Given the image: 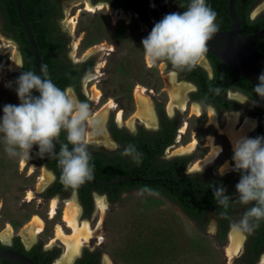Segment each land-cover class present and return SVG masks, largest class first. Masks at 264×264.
<instances>
[{"label":"rangeland","instance_id":"rangeland-1","mask_svg":"<svg viewBox=\"0 0 264 264\" xmlns=\"http://www.w3.org/2000/svg\"><path fill=\"white\" fill-rule=\"evenodd\" d=\"M57 1L60 5L62 16L57 18L55 21L58 25L59 32H66L69 37L67 53L65 54V58L67 60L73 63L85 62L88 58L93 57L96 64L99 53L94 46L101 43H107L110 47L107 51H105L107 54L105 55L106 63L102 68V73H100L99 78L96 79L98 80L97 85L103 92L101 102L105 101L108 97H112L117 104L124 109V119H126L136 108V101L134 97L135 86L140 83L149 88L150 91H153V93H151V98L156 122L152 124L151 127H146V125L141 121H137L135 122V126L130 127L123 124H117L114 116L113 121L118 127H126L131 132L136 133L141 125L143 128L153 132L158 128L159 115L157 109L159 106H162L168 117H179L181 122H188L187 129L189 133L186 134L187 137L185 139H188L189 135H192L193 137H196L198 141V147L194 154L200 156L202 153L207 151L208 147L205 146V140L209 133H214V135L216 134L215 136H218L216 137L218 139L217 142L220 141L219 143L223 146V152L216 164L209 166L204 170L193 172L188 171L189 166L187 164V173L189 172L190 174H193L197 172H209L212 175L226 178L234 172L229 169L225 170L223 175L220 174L219 169L221 163L226 158L230 157V159H232L233 153L227 138L223 135H218V131L213 125H208L210 110H213L218 121L221 123L220 125L226 124V115L228 112L218 114L213 106L207 105L204 109L200 105V115H191V111L189 109L187 112H181L179 109H176L173 114L169 115L167 113L166 104L168 101V94L167 91L164 90L166 83L165 73L172 68L168 67L166 61H164L163 68L160 64L161 61L153 67L148 65L144 55L142 40L148 36L152 29L144 21H142L138 15H135V13L131 10H124L123 8L117 7L116 9H120L125 13L123 14L122 19L120 18L114 22L113 17L108 13L106 8L98 12H89L83 9V4L73 6L74 1L83 0ZM89 1L94 3L92 0ZM101 1L103 0L98 2ZM107 4L113 7L110 3ZM79 9L82 10L79 11ZM259 10H264V7H260ZM69 12L72 14L74 13V15H78L75 35L78 37L82 36L79 44L80 48L77 50V55L79 57L78 61H74L75 59L70 56L72 52V44L75 39L72 34L67 32L68 30L64 22V19H66ZM99 17L101 18L100 21L104 24L109 22L111 25H114L119 21H122L124 24H134L138 28L137 32L134 34L130 42L119 43L118 47H116V43L113 41V30H107L106 33L102 35L104 38L94 43V45L89 46L91 49L89 50L87 57H83L84 51L89 48H86V45L88 44L85 42L81 43L83 37L85 36L83 28L85 29L98 23ZM80 20L82 24H79ZM3 39L8 42V46H4ZM15 50L17 51L20 62L18 69L13 70L9 68V65L14 61ZM204 57L206 61L200 60L197 65L203 67L205 70L207 69V72L209 73L211 72L209 61L206 56ZM202 61L204 62L202 63ZM205 64L208 66L205 67ZM22 65L23 57L19 45L17 41L12 38V36L4 33L3 20L0 16V116L3 115L4 105L20 103L15 91V80L10 74L19 73ZM176 72L177 79L179 81H185L180 78L178 71ZM84 79L85 77L81 80L82 83L84 82ZM83 85V95L91 101L88 94L84 93ZM195 90L196 87L194 86L192 90L187 92L186 96L188 99L187 101L189 102L188 104L196 102L190 97L191 93ZM72 91L79 99L74 90ZM240 96L243 98L238 99L235 93L231 94V98L238 99L243 111L231 113H237L240 120L246 116L252 117L247 113V110H252L254 103L249 98L241 94ZM91 103V107L93 108L94 104L92 101ZM113 115L114 113H109L102 125L104 133L103 139L107 141V144H103L98 141V138L92 137L88 146L102 148L108 152H113L117 149V144L111 136L108 128V123ZM257 123L258 122H256V125L251 129L249 133L250 137H252L253 132L257 127ZM240 127L241 125L238 126V128ZM182 143H185L184 140ZM169 154L170 153L165 150L162 159L191 155ZM21 159L22 158L20 157H9L5 152L3 140L0 139V231L5 228L7 222H10L11 224L15 222L17 223L16 225L12 224L14 231L13 236L18 235L23 241V236L20 232L25 223L31 219L32 215L37 213L44 219L45 225L44 231L40 234V236H38L36 241L41 240L45 242L49 236H53L52 233L54 232L53 229L55 228L56 223H63L61 222V219L58 218V214H56L53 219H49V215L46 212L48 203L46 202L45 195L48 188H50L53 183L54 174L50 170L53 174L52 180L49 181L45 187L40 189V191L36 192V197L28 202L26 201L27 190L33 189L34 191H37V179L41 177L40 175L42 173V169H49L46 165L42 163L38 164L36 162L37 152L34 147L32 148V152L30 158L27 160L26 166L21 167ZM30 165L35 166V172L32 174H29ZM238 195V193L235 194V199L238 198ZM68 198L70 199L71 196ZM105 200L107 199L105 198ZM107 203L108 209L103 216L101 229L97 233V235H99L97 236V238H99L97 241H101V244L98 245L99 250H101V264L105 262L106 256L111 259L112 264H230L225 256V246L227 243L221 242L218 238L217 219L215 216L217 212H209L210 216L208 217L206 229L202 230L198 227L194 220L188 218L184 212L174 203L170 202V200L151 192L143 193L134 191L122 195V200L119 203H110L108 200ZM61 206L63 213L65 203L61 202L59 207ZM247 208L248 207L246 205H238V209L235 213L237 215L235 220L236 222L240 220ZM97 215L100 217L99 214ZM80 218L87 219L82 216H80ZM88 220H92V218ZM234 225L235 223L230 227L229 232L233 227H235ZM66 231H68V229H66ZM240 232L244 235L243 250L238 257L232 260L231 264H245L242 263L240 259L245 251V241L248 234L246 231ZM100 237H102V240ZM10 240L11 239H9L8 242H10ZM0 242L4 244L3 241L0 240ZM24 244L28 247L31 246L25 242ZM59 244L61 243L58 242L51 248H59L58 246H60L62 254V244ZM89 247L92 248L93 246ZM77 258L78 256L74 261H76Z\"/></svg>","mask_w":264,"mask_h":264},{"label":"trees","instance_id":"trees-1","mask_svg":"<svg viewBox=\"0 0 264 264\" xmlns=\"http://www.w3.org/2000/svg\"><path fill=\"white\" fill-rule=\"evenodd\" d=\"M92 1L96 3L100 0ZM103 1H107L113 7L130 10L122 0ZM188 1L190 0H174L176 4L180 7L182 5L184 9L187 8L186 4ZM22 4L34 33L42 58L43 70L46 72L47 77L61 89H66L67 86L71 85L77 92L80 101L89 105L88 99L85 98L81 91V80L84 74L93 71L95 59L90 57L85 62L73 63L65 58L69 37L66 32H59L55 21L62 16L58 1L22 0ZM206 4L217 13L220 10L219 6L216 5L217 0H206ZM0 16L3 20L4 33L12 36L17 41L23 57V65L19 73L10 74L16 81L18 76L25 70L36 72V61L13 0H0ZM100 19L99 17L98 23L88 28H83L85 36L81 43L85 42L88 44L86 48L104 38L102 35L110 29L113 30V41L118 47L119 43L130 42L138 29L134 24H124L122 21L114 25L109 22L104 24ZM141 20L144 21L143 18ZM216 23L219 28L225 29L228 27L229 21L227 23L224 22L221 26L219 21H216ZM79 24H82L81 20ZM255 25L254 21H246L245 27L250 28L255 27ZM256 47L264 53V44H257ZM205 56L212 67L211 77L207 70L197 64L191 69H174L178 71L181 79L191 80L196 83L198 91L195 94L192 93L191 98L198 97L202 99L204 104L212 102L220 108L219 111L222 113L230 108L242 109L238 100L226 97L229 89L242 91L254 101L251 113L258 116L259 119V125L255 128L253 135L255 134V137L264 136V99H261L253 92L255 85L242 76L236 78V72L212 54L207 52ZM167 64L168 67L172 68L169 62ZM33 94L35 95V91ZM157 111L160 118V127L153 132L140 125L138 131L133 133L126 127H118L113 121V117L110 119L108 128L117 142V149L113 152H108L102 148L88 146V151L92 157L90 163L94 166L92 179L104 181L122 175L129 177L138 176L141 179H121L108 184H96L86 181L77 186L82 190V194H80L82 203L91 210V196L89 197L88 195L93 189L107 193L110 203H119L124 191L139 189L143 193L151 192L176 203L202 230L206 229L208 217L210 216L209 212L214 209L217 211L215 216L217 219L218 238L221 242H226L229 229L236 222L237 215L235 213L240 203L230 201L228 207L220 206L215 201L212 189L222 185L227 190L226 194L232 198V195L237 192L235 186L239 182L240 173L234 171L226 178L212 175L209 172L184 175L182 170L189 157L176 156L162 159L165 148L173 142L177 123L175 119H171L166 115L162 106H159ZM61 142L67 143L66 133L63 131L59 142L56 144L57 152L60 149ZM130 145L134 146L136 153L140 154L139 163H135L133 159L136 153L122 155L124 150ZM33 147L37 152L36 162L38 164H46L57 175L56 180L49 188L47 196L58 191L57 189H60L63 194H69L73 187L65 186L61 182V168L53 157L47 155L42 157L38 154V147L35 145ZM71 147L69 144L70 149ZM232 200L235 201L233 198ZM246 206L251 207L252 205ZM12 224L16 225L17 223L13 222ZM14 241L16 249L28 253L24 249L18 235L14 236ZM0 245L3 244L0 242ZM263 249L264 220H261L254 230L248 232V238L245 241V251L240 260L245 264H256L258 255ZM58 253L59 250L49 252L47 261L42 263L40 261L42 255L38 252L37 246L31 252L32 256L42 264H50V260L56 257ZM100 256L101 250L99 249L93 252H86L85 257L79 259L77 264H99ZM0 264L13 263L0 258Z\"/></svg>","mask_w":264,"mask_h":264},{"label":"clouds","instance_id":"clouds-1","mask_svg":"<svg viewBox=\"0 0 264 264\" xmlns=\"http://www.w3.org/2000/svg\"><path fill=\"white\" fill-rule=\"evenodd\" d=\"M216 18L217 13L206 0H190L182 13L164 15L142 40L149 66L166 61L176 70L194 67L208 52L207 42L219 30ZM258 81L253 92L264 99V72L258 76ZM15 84L20 103L4 105L0 116V139L7 155L29 159L35 145L40 156L57 159L60 179L65 186L77 187L91 180L94 166L90 163L92 157L88 145L95 120L89 105L80 101L71 90L56 86L44 70L42 76L25 70ZM34 91L39 95H34ZM62 131L66 133L67 143L61 142L57 152L56 144ZM232 148L230 170L240 173L235 186L238 198L233 201L222 185L213 187V196L216 203L225 208L230 201L251 204L234 225L240 231L251 232L264 220V136H240L233 140ZM133 153H136L135 147L130 145L122 155ZM139 155L136 153L133 157L135 163L140 162ZM228 168L227 162L221 165L220 174Z\"/></svg>","mask_w":264,"mask_h":264},{"label":"bare ground","instance_id":"bare-ground-1","mask_svg":"<svg viewBox=\"0 0 264 264\" xmlns=\"http://www.w3.org/2000/svg\"><path fill=\"white\" fill-rule=\"evenodd\" d=\"M80 4L84 5L85 10L89 12H98L104 8L108 10V13L113 17V21L116 22L118 19H122L124 11L120 9H116L111 7L104 1L92 3L89 0L83 1H74L73 6H79ZM264 6V3H263ZM119 8V7H118ZM82 9H79V11ZM258 10L255 11V13ZM131 14V13H130ZM136 15V14H135ZM65 18V16H64ZM77 18L78 15H74V13H68L64 22L67 27V32L73 35L74 41L72 44V52L70 56L75 61H78L77 50L79 49V44L81 41L82 36L78 37L75 35L76 25H77ZM125 19V18H124ZM130 19V17H129ZM62 24V23H61ZM148 29V28H147ZM4 46H8V42L3 39ZM94 48L98 51V59L95 64V70L92 72L91 75L87 79L84 80V89L85 91L91 96L93 101V108L91 107V113L95 120V126L90 129L89 141L92 137L98 138V141L107 144V141L103 139L104 133L102 130V125L104 124L107 115L109 113H114L115 118H117V124L126 125L133 127L135 126V122L141 121L147 127H151L152 124L156 122V116L153 110L152 105V98L151 93L153 91L147 88L145 85L138 83L134 89V97L136 101V108L132 111V113L124 119L123 115L124 109L121 108L117 102L112 98L108 97L104 102H101V95H103L102 90L97 85L96 79L99 78L100 73H102V68L105 66V55L108 50L109 45L107 43H101L94 46ZM91 48L89 47L83 53V57H87V54ZM93 50V49H92ZM94 51V50H93ZM204 58V59H203ZM201 60H205L203 57ZM13 63L9 65L10 69H18L19 66V56L17 55V51L14 52V59ZM202 61V63L204 62ZM148 63V62H147ZM199 63V62H198ZM201 63V64H202ZM161 67L163 68L164 61L160 62ZM149 65V64H148ZM208 65L205 64V67ZM166 83L164 86V90L167 91L168 94V101H167V113L173 114L176 109L180 111H187L188 109L194 115L201 114V108L198 103H191L188 104L187 99V92L193 89L194 85L189 83L188 81H179L177 79V72L175 70L170 69L165 73ZM95 78V79H94ZM91 83V84H90ZM91 86V87H89ZM71 90V89H69ZM72 91V90H71ZM238 99L243 97L240 94L235 93ZM226 124L220 125L221 123L218 121L215 113L213 110H210L208 125H213L217 129L218 135H223L227 138L231 151L233 153L232 142L236 138L240 136H249L251 129L256 125V119L246 116L242 120H240L237 113H229L226 115ZM241 125L240 128L238 126ZM186 124H184L182 130H180L181 134L185 132ZM216 135V134H215ZM214 133H209L206 136L205 146L208 147V150L201 156L198 160L194 162L191 166V171H201L209 166H213L216 164L217 160L221 156L223 152V146L221 143L217 142L218 136H215ZM197 138L193 137L192 141L188 144H182L181 139L180 143L174 146L173 152L169 150L171 155H184V154H192L197 150ZM32 149L29 153V158L31 155ZM26 158L21 159V167L27 165ZM228 163L229 168L226 170L231 169L233 164L232 159L226 158L221 165ZM30 163V162H29ZM220 165V166H221ZM35 169L34 165H30L29 167V174H32ZM41 177L37 179V191L33 189H28L26 192V200H32L36 197V192L40 191L49 181L52 180L53 176L50 170L46 168L42 169ZM59 205L58 198H52L49 204V210H51L49 217L52 219L55 217V212L57 206ZM96 213L100 214L99 223L97 226L92 225V220L88 219H81L80 218V208L77 204V201L74 197L68 199L67 203L65 204V208L63 210L62 221L65 223H56L54 236L48 246H52L53 244H57L61 242L63 245V251L61 256H59L56 264H63L68 263L71 264L77 256L81 253V250L97 235L98 231L101 229L103 216L108 209V203L103 196L96 198ZM45 221L44 219L37 213H34L30 220H28L24 227L21 230V234L23 236L24 242L26 244H32L36 241L38 236L44 231ZM68 229V231H66ZM14 235L13 227L10 222H7L5 228L0 231V240L4 243H8L9 239ZM99 238H97L98 240ZM102 240V237H100ZM243 242H244V235L236 228L233 227L230 232L228 233L227 244L225 246V256L228 259L229 263L231 264L232 260L238 257L243 250ZM101 244V241L98 242ZM105 264H112L111 259L106 256ZM259 264H264V256H262Z\"/></svg>","mask_w":264,"mask_h":264},{"label":"water","instance_id":"water-1","mask_svg":"<svg viewBox=\"0 0 264 264\" xmlns=\"http://www.w3.org/2000/svg\"><path fill=\"white\" fill-rule=\"evenodd\" d=\"M16 6L18 17L23 25L27 40L36 61V73L42 76L43 63L37 42L32 31L28 16L25 12L22 0H13ZM131 11L136 13L152 29L154 24L160 21L164 15L172 12H183L185 9L172 3L169 0H122ZM234 1L229 4L232 27L229 30L219 29L207 42L208 53L220 59L229 68L236 72V78L242 76L253 85L259 83L258 76L264 72V53L255 45V42L264 37V27L255 33L240 34L239 21L234 7ZM35 95H39L35 92ZM58 164L57 159L52 156ZM60 167V166H59ZM121 179H141L138 176H118L110 180L99 181L88 180L96 184L113 183ZM228 239V235H227ZM227 243V242H226ZM225 243V244H226ZM0 258L6 259L13 264H39L21 251H18L8 244L0 245Z\"/></svg>","mask_w":264,"mask_h":264},{"label":"flooded vegetation","instance_id":"flooded-vegetation-1","mask_svg":"<svg viewBox=\"0 0 264 264\" xmlns=\"http://www.w3.org/2000/svg\"><path fill=\"white\" fill-rule=\"evenodd\" d=\"M169 1H171L172 3H174V4H176L175 2H174V0H169ZM230 1L231 0H217V6H219V9L222 11H218V13H217V18H216V21H219V24H220V26H221V24L223 25V23L224 22H226L227 23V21H229V23H228V27L227 28H225V29H221V28H219V29H221V30H229L231 27H232V20H231V17H230V11H229V4H230ZM104 2H107V1H104ZM189 2L190 1H188L187 2V4H186V7H187V5L189 4ZM108 3V2H107ZM263 3H264V0H235L234 1V7H235V10H236V13H237V17H238V21H239V24H240V27H239V33L240 34H251V33H255V32H257L258 30H260V29H262L263 27H264V10H259L260 9V7H262L263 6ZM176 5H178V4H176ZM179 6V5H178ZM264 7V6H263ZM114 8H116V7H114ZM182 8V7H181ZM184 9V8H183ZM226 9V10H225ZM186 10V9H185ZM256 10H258L256 13H255V11ZM229 19V20H228ZM246 21H250V22H255V27H250V28H246L245 27V24H246ZM230 25V26H229ZM257 44H264V37H262V38H259L256 42H255V45H257ZM109 51H113V50H109ZM74 58V57H73ZM207 58V57H206ZM75 61V60H74ZM209 61V60H208ZM75 63H78V62H75ZM94 66H95V64H94ZM209 66H210V68H211V72H209V76L211 77L212 76V67H211V64H210V62H209ZM207 70V69H206ZM93 71H94V67H93ZM92 71V72H93ZM92 72H90V73H86V75L84 74L83 75V77H85V79H87L88 77H89V75H91L92 74ZM83 77H82V79H83ZM84 79V80H85ZM182 80H185V81H188V82H190V83H192L195 87H196V90L194 91V92H192L193 94H195V92H197L198 90H197V85H196V83L195 82H193V81H191V80H187V79H182ZM81 84L83 85L84 84V82L82 83L81 82ZM91 84V83H90ZM84 86V85H83ZM89 87H91V86H89ZM66 89H71V90H74V92L77 94V92L75 91V89L70 85V86H67L66 87ZM81 91H82V93H83V89L81 88ZM72 93H73V91H72ZM84 93H86V94H88L86 91H85V89H84ZM191 93V94H192ZM232 93H238V94H241V95H243V96H245V97H247V98H249L250 100H252L248 95H246L245 93H243L242 91H239V90H232V89H229L228 91H227V93H226V97L227 98H231V94ZM74 94V93H73ZM77 96H78V94H77ZM88 96L91 98V96L88 94ZM192 96V95H191ZM190 96V97H191ZM79 97V96H78ZM101 97H103V95H101ZM102 99V98H101ZM193 100H195L196 102H198L199 103V105H201V107H203L204 109H205V106H207V105H211V106H213V108L216 110V112L218 113V114H221L220 113V108L218 107V106H216L214 103H212V102H210V103H206V104H204L203 103V101H202V99H199L198 97H194V98H192ZM231 99H236V98H231ZM79 100H80V98H79ZM106 100V99H105ZM236 100H238V99H236ZM89 101V107H91V101H92V98H91V101L90 100H88ZM93 102V101H92ZM104 102V101H103ZM252 102L254 103V101L252 100ZM189 103V102H188ZM253 107H254V105H253ZM253 109V108H252ZM239 111H243L242 109H234V108H230V109H226L224 112H222V113H225V112H239ZM125 112V111H124ZM181 112H185V111H181ZM187 112V111H186ZM247 113L250 115V116H252L253 118H255L257 121L256 122H258L257 123V126L259 125V119H258V116H256V115H253L252 113H251V110H247ZM170 115V114H169ZM191 115H192V113H191ZM114 116L115 115H113L112 117L114 118ZM123 117H124V115H123ZM171 119H175L176 120V129H175V133H174V139H173V142L172 143H170V145H168L166 148H165V150H167V152L169 153V150H171L172 152H173V150H174V146H176V145H178L179 143H180V139H181V143H182V141L184 140V142L185 143H182V144H188L190 141H192V138H193V136L192 135H189V138L188 139H185L187 136H186V134L187 133H189V131H188V122H181V119H179V117L178 118H171ZM159 121H158V128L160 127V118L158 119ZM117 121V118H115V122ZM117 123V122H116ZM144 124V123H143ZM184 124H186V129H185V132L183 133V134H181V132H180V130H182V128H183V126H184ZM147 127V126H146ZM157 128V129H158ZM193 134V133H192ZM112 136V135H111ZM194 136H195V133H194ZM252 137L253 138H255V134L254 135H252ZM114 139V138H113ZM114 141L116 142V140L114 139ZM116 144H117V142H116ZM197 144H198V141H197ZM208 150V149H207ZM206 152V151H205ZM204 152V153H205ZM164 153H165V151H164ZM195 152H193L191 155H184V156H180V157H189V159H188V161L185 163V165H184V168H183V170H182V173L184 174V175H188V174H190L189 172H193V171H191L190 169L192 168L191 166L194 164V162L196 161V160H198L201 156H203V154L204 153H202L200 156H198V155H196V154H194ZM194 154V155H193ZM169 155H171V153L169 154ZM176 157V156H175ZM187 164H188V166H189V172L187 173L186 172V166H187ZM44 165H46V164H44ZM47 166V165H46ZM48 168V167H47ZM49 170H51L52 172H53V174H54V180H53V182L56 180V178H57V175H56V173L54 172V170L53 169H50V168H48ZM53 174H52V176H53ZM55 188V187H54ZM58 191H55V193H53L52 195H50V196H47V194H48V191H49V188H48V190H47V192H46V202L48 203V207L46 208V212H47V214L49 215V204H50V200H52V198L53 197H57L58 198V200H59V204L62 202V199L63 198H67V197H69V196H71V197H74V199L76 200V201H78V206H79V208H80V211H81V215L80 216H82L83 218H87V219H90V218H92V224L93 225H97L98 224V222H99V219H100V217L97 215V213H96V198L97 197H100V196H103L104 198H106L108 201H109V196H108V194L107 193H102V192H100V191H98L97 189H93L92 191H90V194L88 195L89 197L91 196V210L90 209H88V208H86L85 207V205L82 203V200H81V197H80V194H82V190H80V188L79 187H73V189L71 190V192L69 193V194H63L62 193V191H60V189H57ZM134 191H139V192H141L139 189H133L132 191H124L123 192V194L122 195H124V194H128V193H131V192H134ZM236 193H238V192H236ZM236 193H234L233 195H232V198L234 199V200H236L235 199V194ZM106 200V201H107ZM121 200H122V198H121ZM30 200H28V202H29ZM110 202V201H109ZM170 202H172V201H170ZM172 203H174V202H172ZM177 207H179L180 208V206H178L176 203H174ZM181 209V208H180ZM63 210H64V208H63ZM182 210V209H181ZM90 211V212H89ZM183 211V210H182ZM184 212V211H183ZM211 212H217L216 210H214V209H212L211 211H210V213ZM89 213V215H87ZM57 214H58V218L59 219H61V222H63L62 221V215H63V213H62V206L61 207H58V210H57ZM184 214L188 217V218H190L185 212H184ZM100 215V214H99ZM49 219H51L50 217H49ZM63 224H65L64 222H63ZM53 230H55V228L53 229ZM55 233V232H54ZM54 233H52L53 234V236H54ZM247 234H248V232H247ZM53 236L51 235V236H49L48 238H47V240H45V242L44 241H41V240H39V241H36L34 244H30L31 246L30 247H28V246H25V244H24V239H23V241L21 240V242H22V244H23V246H24V249L26 250V251H28V253H26V252H22V253H24L25 255H27V256H29L30 258H32L33 260H35L37 263H39V264H42L43 262H45V261H47V254L49 253V252H51V251H53V250H59V253L56 255V257H54L53 259H51L50 260V264H56L57 263V260H58V258H59V256H61V249H60V246H58L59 248H51L52 246H54V245H56V244H53L52 246H48V244L51 242V240L53 239ZM97 236H99V235H95V237L81 250L82 252H81V254H80V256H78V258H77V260L76 261H74V263L73 264H77V262H78V260L79 259H81V258H84L85 257V254H86V252H93V251H96V250H98L99 248V244H98V241H97ZM247 238H248V235H247ZM247 238H246V240H247ZM11 240H10V242H8V243H5V244H8V246H10V247H12V248H14V249H16L15 248V241H14V236L12 235V237L10 238ZM21 239V238H20ZM59 243H61V242H59ZM62 244V243H61ZM61 244H59V245H61ZM37 246V249H38V252L42 255V258H40V261L42 262V263H40L38 260H36L33 256H32V254H31V252H32V250L35 248ZM62 246V248H63V245H61ZM89 246H93L92 248H90ZM16 250H18V249H16ZM18 251H20V250H18ZM49 255V254H48ZM262 256H264V249H263V251H261L260 253H259V255H258V260H257V262L259 263L260 262V260H261V258H262ZM101 259H102V257L100 256V260H99V264H101ZM71 263V264H72ZM257 263V264H258ZM63 264H68V263H63ZM102 264H105V263H102Z\"/></svg>","mask_w":264,"mask_h":264},{"label":"built area","instance_id":"built-area-1","mask_svg":"<svg viewBox=\"0 0 264 264\" xmlns=\"http://www.w3.org/2000/svg\"><path fill=\"white\" fill-rule=\"evenodd\" d=\"M135 14H136V13H135ZM136 15H137V14H136ZM68 199H69L68 197H67V198H63V199H62V202L66 204L67 201H68ZM28 200H29V199H27L26 201H28ZM30 201H31V200H30ZM59 205H60V204H59ZM59 205L57 206L56 212H55V214H54L55 216H56V214H57V210H58ZM49 212H51V210H50ZM49 214H50V213H49ZM52 219H53V218H52Z\"/></svg>","mask_w":264,"mask_h":264}]
</instances>
